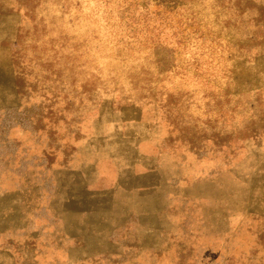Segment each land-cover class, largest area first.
Segmentation results:
<instances>
[{"label": "rangeland", "instance_id": "374dc122", "mask_svg": "<svg viewBox=\"0 0 264 264\" xmlns=\"http://www.w3.org/2000/svg\"><path fill=\"white\" fill-rule=\"evenodd\" d=\"M0 264H264V0H0Z\"/></svg>", "mask_w": 264, "mask_h": 264}]
</instances>
